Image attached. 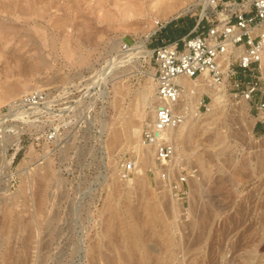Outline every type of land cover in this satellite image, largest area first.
Returning <instances> with one entry per match:
<instances>
[{
  "label": "rangeland",
  "instance_id": "rangeland-1",
  "mask_svg": "<svg viewBox=\"0 0 264 264\" xmlns=\"http://www.w3.org/2000/svg\"><path fill=\"white\" fill-rule=\"evenodd\" d=\"M198 1L171 10L163 0H0V264H242L244 233L254 235L253 264H264V131L231 80L218 103L201 95L170 165L187 176L183 196L161 180L154 147L142 163V132L112 140L147 84L153 101L154 49L194 29L211 3L183 9ZM156 20L167 26L148 39L152 55L133 49ZM261 77L264 90L263 66ZM35 92L43 103L25 101ZM114 208L136 233H124Z\"/></svg>",
  "mask_w": 264,
  "mask_h": 264
},
{
  "label": "built area",
  "instance_id": "built-area-1",
  "mask_svg": "<svg viewBox=\"0 0 264 264\" xmlns=\"http://www.w3.org/2000/svg\"><path fill=\"white\" fill-rule=\"evenodd\" d=\"M158 31L167 23L158 22ZM155 50V117L143 128L141 141L155 147L161 180L177 197L186 193L187 176H172L176 145L172 132L186 119L188 105L181 78H195L215 88L225 81L226 73L233 89L253 101L264 123V90L261 88L264 51V0H212L204 18L194 29L175 39L163 38ZM46 93L35 92L25 101L43 103ZM135 161L122 164L128 177Z\"/></svg>",
  "mask_w": 264,
  "mask_h": 264
},
{
  "label": "bare ground",
  "instance_id": "bare-ground-1",
  "mask_svg": "<svg viewBox=\"0 0 264 264\" xmlns=\"http://www.w3.org/2000/svg\"><path fill=\"white\" fill-rule=\"evenodd\" d=\"M163 1H164L165 4L167 3L166 5H168V6H166V7H168V8L171 7V10H172V8L174 6V3H172L173 0H163ZM211 2H212V0H199L198 2L194 3L192 6L186 7V9H183V11L194 10V9H196V7H197V5L199 3H203L204 4L203 12H205L206 8L208 7V5ZM168 12H170V11H166L165 13H168ZM145 13H143V15ZM206 13H207V11H206ZM158 26H159L158 23H156L154 25L153 29L147 33L145 39L138 40L137 43L134 45L133 49H135L136 51L140 50V52L143 51V52L151 54L152 51L147 49L146 43H147L148 39L152 36V34L158 29ZM66 44H67V42H66ZM68 50L66 52H68ZM262 66H263V72H264V51H263ZM151 78H154L156 80L154 74L151 76ZM225 79H226V81H225V83H226L227 79H228V72L226 73ZM181 81L185 84V94H184V96H185V99L187 101L186 104L188 105V114H187L186 119L171 134V138L174 140L175 145H176L175 159L178 156L179 144L183 145L184 142H185L184 141L185 140L184 139L185 135L195 128L196 118L200 115L198 107H199V105L201 103V95L204 92H208L209 94H211V96H212V98L214 100V102L212 101L213 105H214L215 103H218V101L222 98L223 94L221 92L223 91V89L225 87V83H222L220 86H217V87L213 88V87L209 86L206 82H198V80L195 79V78L183 77V78H181ZM229 83H230V80H229ZM151 92H152L151 86L149 84H147L144 87V89L142 90V97H141L142 101H141L140 110L138 111V113H135L134 115L131 112L132 115L129 118H127V121H126L127 127H126L125 131L124 130L122 131V130H119V129H115L113 131L112 140L114 142H118L119 140H122L124 138V136H126L129 140H131L132 138L136 137V134H139V133L142 132V130L140 128V122L142 120H144V119H147V120L151 121L155 117V109H154L155 93H154V97L152 98L153 99V101H152V100H150V93ZM196 96H198V98L195 99ZM150 103L153 106L152 110H148L147 109V106ZM187 139L188 138H186V140ZM145 146H148V147H147V150L144 151L142 153V156L140 157L141 160H142V163L148 162L149 159H150V156L152 155V153L154 154V148L155 147L153 148V146H149V145H145ZM133 148H135V147H133ZM135 149L137 151L140 150L139 147H137ZM260 156H261V154H260ZM260 156H257V157H260ZM260 164H262L261 161H260ZM240 171H241V173L239 174V179L240 180H244L246 178L247 174H246L244 168H242ZM149 211L154 216H157L158 211H159L158 210V204L157 203H153L150 206V210ZM133 212L134 211L132 210V208L129 205H127L126 206V213L132 214ZM113 217L120 221V223H121V225L123 227V231H124L125 234H127L128 236H131L132 234L136 233V229H137L136 222L135 221L132 222V221L128 220L126 218L125 213H123L121 210H119L118 208H114ZM242 236H243L245 241H248L250 243L249 245H246V242H245V245H243V246H246V247H243L242 250H241L242 264H253V261L255 259V255H256V253H255L256 252V246H255L256 242H254V235L252 233H249L247 236H245V233H244V234H242ZM170 241L171 240H169V242ZM240 241H242V239ZM143 254H144L145 258H148V253L147 252L146 253L143 252ZM134 256H136V255H134Z\"/></svg>",
  "mask_w": 264,
  "mask_h": 264
},
{
  "label": "trees",
  "instance_id": "trees-1",
  "mask_svg": "<svg viewBox=\"0 0 264 264\" xmlns=\"http://www.w3.org/2000/svg\"><path fill=\"white\" fill-rule=\"evenodd\" d=\"M193 24H194V23L191 22L189 28H191V27L193 26ZM177 31H178L177 33L181 32L180 29H179V30L177 29ZM170 35H171L172 37H174V36L176 35V32L171 31V32H170ZM261 130L264 131V128H263V129H260V128L257 129V131H261Z\"/></svg>",
  "mask_w": 264,
  "mask_h": 264
},
{
  "label": "crops",
  "instance_id": "crops-1",
  "mask_svg": "<svg viewBox=\"0 0 264 264\" xmlns=\"http://www.w3.org/2000/svg\"><path fill=\"white\" fill-rule=\"evenodd\" d=\"M172 37V36H171ZM176 37H172V38H169V39H175ZM256 128H260V129H263L264 128V123L259 119V123L258 125L256 126Z\"/></svg>",
  "mask_w": 264,
  "mask_h": 264
}]
</instances>
